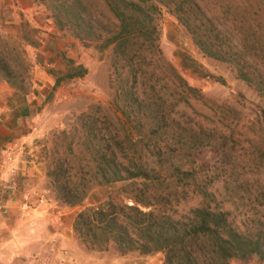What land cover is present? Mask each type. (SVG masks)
<instances>
[{
	"label": "trees",
	"instance_id": "obj_1",
	"mask_svg": "<svg viewBox=\"0 0 264 264\" xmlns=\"http://www.w3.org/2000/svg\"><path fill=\"white\" fill-rule=\"evenodd\" d=\"M35 1L59 29L113 54L115 90L109 105L89 106L42 147L54 199L83 207L72 228L86 248L103 251L114 245L121 253H161L163 264L264 261V220L253 217L250 228L242 229L209 191V182L196 181L199 165L193 155L209 143L208 131L185 127L178 106L189 104L197 89L169 63L158 78L146 67L162 57L155 23L159 6L175 15L203 53L235 61L237 52L229 48H237H226L227 32L198 0ZM234 8L231 16L243 23L247 36L263 35L264 0ZM18 29L17 41L0 34V81L26 104L32 78L25 45L36 48L41 40L26 21ZM64 60L63 71H54L53 88L87 73L82 64ZM237 74L252 81L242 66ZM23 106L20 113L26 116L29 109ZM96 189L101 195L94 202ZM189 194L198 195V204L178 213L177 205Z\"/></svg>",
	"mask_w": 264,
	"mask_h": 264
},
{
	"label": "rangeland",
	"instance_id": "obj_2",
	"mask_svg": "<svg viewBox=\"0 0 264 264\" xmlns=\"http://www.w3.org/2000/svg\"><path fill=\"white\" fill-rule=\"evenodd\" d=\"M198 1L227 32L226 48H237H229L237 52L233 56L237 60L222 61L203 53L175 15L159 6L155 23L162 57H155L146 67L154 69L158 78L169 63L197 89L189 104L178 106L185 127L208 131L209 143L197 147L193 155L199 165L196 181L209 182V191L237 225L250 228L253 217L264 220V130L260 119L264 117V33L247 36L243 23L231 16L235 6H249L253 0ZM15 4L14 15L8 12L12 18H2L0 34L10 42L17 41L19 22L26 21L38 29L41 43L36 48L25 45L32 78L26 104L15 97L9 84L0 81V264H15V258L27 260V264H163L161 253H121L114 245L103 251L87 249L72 228L83 207H69L54 199L42 147L49 144L54 132L68 130L89 106L109 105L115 90L113 54L111 48L99 50L59 29L35 0ZM24 6L27 12L20 10ZM64 58L82 64L87 73L53 88L54 71H63ZM241 66L252 81L238 76ZM161 86L158 79L156 88ZM23 105L29 109L26 116L20 113ZM100 193L94 190L90 199L98 201ZM10 197H16L19 208L11 210L6 205ZM198 200V195L189 194L177 205V212L196 206ZM249 262L264 264L255 257Z\"/></svg>",
	"mask_w": 264,
	"mask_h": 264
},
{
	"label": "crops",
	"instance_id": "obj_3",
	"mask_svg": "<svg viewBox=\"0 0 264 264\" xmlns=\"http://www.w3.org/2000/svg\"><path fill=\"white\" fill-rule=\"evenodd\" d=\"M22 1H27V0H22ZM21 0H0V24L2 23L3 20H5V16H9L8 18H10L11 16L8 14V12L13 13L12 8L17 7L15 3H17L18 5H20ZM20 10L23 12H27L28 8L27 7H20ZM14 15V13H13ZM3 18V20H2ZM12 18V17H11ZM6 21H9V23L11 22V19H6ZM5 22V21H4ZM20 23V22H19ZM18 24V23H17ZM11 26L14 27V24L11 23ZM6 205L11 209V210H15L16 207L19 208L17 206V201H16V197H10L6 199ZM3 261V260H2ZM5 262V261H3ZM68 262L67 259L65 260V263ZM27 264V260H23V259H18L15 258V264ZM71 262H68V264H70Z\"/></svg>",
	"mask_w": 264,
	"mask_h": 264
}]
</instances>
